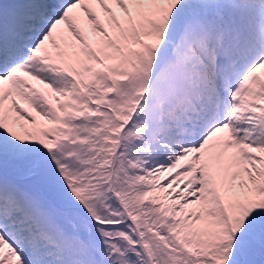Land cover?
<instances>
[{"label":"snow or ice","instance_id":"snow-or-ice-1","mask_svg":"<svg viewBox=\"0 0 264 264\" xmlns=\"http://www.w3.org/2000/svg\"><path fill=\"white\" fill-rule=\"evenodd\" d=\"M0 264H264V0H0Z\"/></svg>","mask_w":264,"mask_h":264}]
</instances>
